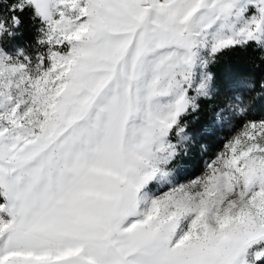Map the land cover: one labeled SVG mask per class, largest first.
I'll return each instance as SVG.
<instances>
[{
  "label": "snow or ice",
  "instance_id": "snow-or-ice-1",
  "mask_svg": "<svg viewBox=\"0 0 264 264\" xmlns=\"http://www.w3.org/2000/svg\"><path fill=\"white\" fill-rule=\"evenodd\" d=\"M27 3L50 64L0 53V264L264 258V118L202 175L166 179L192 91L215 92L203 53L264 41V0ZM154 180L172 187L157 195Z\"/></svg>",
  "mask_w": 264,
  "mask_h": 264
},
{
  "label": "rangeland",
  "instance_id": "rangeland-1",
  "mask_svg": "<svg viewBox=\"0 0 264 264\" xmlns=\"http://www.w3.org/2000/svg\"><path fill=\"white\" fill-rule=\"evenodd\" d=\"M1 1L0 25H3L4 30L0 34V53L25 62L30 60L33 65L38 63L41 57H44L45 64H50L47 59L50 46L46 39L48 27L44 19L35 10V31L32 38H25L16 9L20 8L21 3L28 4L27 0H14L9 8H6ZM255 13L256 7L250 6L246 15L252 16ZM249 41H254L256 46L264 48V41ZM220 52L215 53L214 57L211 58L208 52H204L203 56L208 59V63L206 68L200 67L198 69L199 72L212 74L211 84L215 88L214 94L209 97L198 96L193 90L192 95L195 97V106L190 107L180 117V125L184 131L171 137L173 142L176 143L177 151L169 167L175 168L171 179L176 184L187 183L191 179L202 175L207 164L223 150L226 142L241 130L246 120L264 118V76L259 79L256 78L252 72L253 69L242 71L236 67L231 69L224 67L220 70L222 77L217 81L216 70L211 66V63ZM202 98L207 100L206 105L203 107L206 113L205 119L200 122L195 132L188 133L186 131L188 122L185 115L197 110ZM240 107L245 109V114H238ZM181 136H185L186 139H181ZM184 156H190V158L184 166L179 167L177 158ZM170 187L172 185L161 183L158 180L150 182L147 186L148 190L157 195L168 191ZM0 195L2 196L0 203L5 202L6 198L3 196L2 191H0ZM250 259H254V257H250ZM262 259L264 258L255 261V264H262L260 263Z\"/></svg>",
  "mask_w": 264,
  "mask_h": 264
},
{
  "label": "trees",
  "instance_id": "trees-1",
  "mask_svg": "<svg viewBox=\"0 0 264 264\" xmlns=\"http://www.w3.org/2000/svg\"><path fill=\"white\" fill-rule=\"evenodd\" d=\"M2 4L9 8L14 0H5L1 1ZM17 15L22 25V32L25 38H32V35L35 31V22H34V13L35 8L32 4H26L24 7L16 9ZM211 66L216 70V78L219 81L222 77L220 70L222 68L229 67L237 68L242 71H251L253 69V74L256 78L264 76V48L256 46L254 41H249L245 44H236L230 48L222 50L219 54L216 55L215 60L211 63ZM207 100L202 98L200 100L199 108L193 112H190L185 115L187 117V126L186 131L188 133H193L197 130L200 122L205 119V111L203 109L206 105ZM190 156H184L177 158V164L179 167L184 166V164L189 160ZM2 196L0 195V201ZM264 264V259L260 261Z\"/></svg>",
  "mask_w": 264,
  "mask_h": 264
},
{
  "label": "clouds",
  "instance_id": "clouds-1",
  "mask_svg": "<svg viewBox=\"0 0 264 264\" xmlns=\"http://www.w3.org/2000/svg\"><path fill=\"white\" fill-rule=\"evenodd\" d=\"M5 2H7V0H5ZM0 28H2V30H0V34H2V32H3V30H4L3 25H0ZM209 74L212 76L211 73H209ZM168 172H169V175H168V177H167L166 179H171V176H172V175L174 174V172H175V168L173 167V168L168 169ZM253 264H254V262H253Z\"/></svg>",
  "mask_w": 264,
  "mask_h": 264
}]
</instances>
